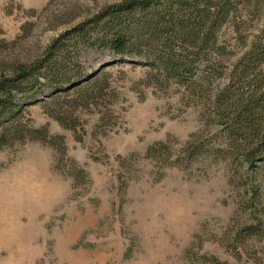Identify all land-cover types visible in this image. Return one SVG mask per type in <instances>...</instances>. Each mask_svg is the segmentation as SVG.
Here are the masks:
<instances>
[{
  "label": "rangeland",
  "instance_id": "rangeland-1",
  "mask_svg": "<svg viewBox=\"0 0 264 264\" xmlns=\"http://www.w3.org/2000/svg\"><path fill=\"white\" fill-rule=\"evenodd\" d=\"M123 1L0 0V78ZM217 46L222 72L253 49L264 60V0L225 20ZM85 49L83 81L44 85L0 121V264H238L245 187L214 152L213 89L166 79L107 45ZM194 140L207 151L175 163ZM160 142L170 149L149 155ZM247 248L244 260L264 264V239Z\"/></svg>",
  "mask_w": 264,
  "mask_h": 264
},
{
  "label": "trees",
  "instance_id": "trees-1",
  "mask_svg": "<svg viewBox=\"0 0 264 264\" xmlns=\"http://www.w3.org/2000/svg\"><path fill=\"white\" fill-rule=\"evenodd\" d=\"M262 0H124L106 7L57 37L33 64H22L0 78V121L36 101L40 88L52 92L70 89L88 75L82 64L85 47L107 45L120 56H134L154 65L166 79L177 78L196 91L213 89L209 97L210 121L216 127L215 155L226 161L245 187L233 249L238 264H262L261 258L244 260L251 239H264V60L255 49L222 72L213 60L219 51L220 25L233 14ZM209 59L202 68L199 62ZM198 79L188 77L198 70ZM190 80L192 82H190ZM222 80L221 83H216ZM187 81V82H186ZM208 144L189 142L184 163L207 151ZM160 142L148 154L168 151ZM242 189V188H241ZM214 264H229L213 257Z\"/></svg>",
  "mask_w": 264,
  "mask_h": 264
},
{
  "label": "bare ground",
  "instance_id": "bare-ground-1",
  "mask_svg": "<svg viewBox=\"0 0 264 264\" xmlns=\"http://www.w3.org/2000/svg\"><path fill=\"white\" fill-rule=\"evenodd\" d=\"M14 237H15V236H14ZM15 240H16V239H15ZM7 244H8V243H7ZM18 247H19V246H18ZM17 259H18V258H17ZM72 259H74V260H75V259H76V257H72ZM76 260H77V259H76ZM10 261H11V260H10ZM27 262H28V261H27ZM9 263H10V262H9ZM12 264H13V263H12Z\"/></svg>",
  "mask_w": 264,
  "mask_h": 264
}]
</instances>
